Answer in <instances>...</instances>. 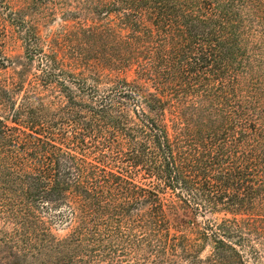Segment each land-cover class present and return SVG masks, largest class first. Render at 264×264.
<instances>
[{"label":"trees","instance_id":"obj_1","mask_svg":"<svg viewBox=\"0 0 264 264\" xmlns=\"http://www.w3.org/2000/svg\"><path fill=\"white\" fill-rule=\"evenodd\" d=\"M247 4L97 0L67 55L24 40L37 70L0 81L5 264H264Z\"/></svg>","mask_w":264,"mask_h":264},{"label":"rangeland","instance_id":"obj_2","mask_svg":"<svg viewBox=\"0 0 264 264\" xmlns=\"http://www.w3.org/2000/svg\"><path fill=\"white\" fill-rule=\"evenodd\" d=\"M96 1L0 0V81L20 80L26 85L27 78L37 70L39 56L36 54L33 60L25 57L24 40L27 37H32L30 43H36L39 52L67 55V26L83 20L88 14L87 6ZM246 1L251 21L246 38L253 71L241 76L239 82L244 95L248 94V90L253 92L260 115L264 118V0ZM4 120L8 122V116ZM206 216L219 220L222 214L207 213ZM198 220H202L201 216ZM52 231L62 236L67 228L53 225ZM2 249L0 264H5L10 259L5 258L6 252Z\"/></svg>","mask_w":264,"mask_h":264}]
</instances>
